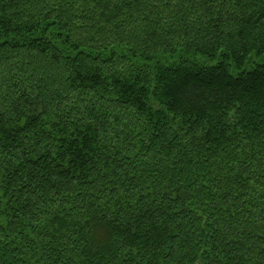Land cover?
<instances>
[{
	"label": "trees",
	"instance_id": "trees-1",
	"mask_svg": "<svg viewBox=\"0 0 264 264\" xmlns=\"http://www.w3.org/2000/svg\"><path fill=\"white\" fill-rule=\"evenodd\" d=\"M0 264H264V0H0Z\"/></svg>",
	"mask_w": 264,
	"mask_h": 264
}]
</instances>
